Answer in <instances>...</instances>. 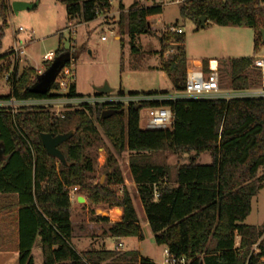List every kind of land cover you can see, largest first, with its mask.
<instances>
[{
	"label": "trees",
	"instance_id": "trees-1",
	"mask_svg": "<svg viewBox=\"0 0 264 264\" xmlns=\"http://www.w3.org/2000/svg\"><path fill=\"white\" fill-rule=\"evenodd\" d=\"M61 2L68 22H89L110 9V0ZM118 8L119 26H125L131 53L137 54L134 40L151 32L147 18L160 14L161 5L135 1L124 10L120 1ZM8 9V0H0L3 19ZM179 10L197 28L200 17L220 26L250 27L254 31L253 50L264 44V0H183ZM182 34L167 31L159 36L161 52L156 68L165 73L172 91L183 90L186 82ZM167 47L173 51L164 59ZM62 53L61 47L55 51L56 57ZM252 58L227 59L231 88L254 84L249 77V70H255ZM202 63L206 71L207 61ZM69 66L65 61L62 68ZM6 71H10L8 92L0 99L61 95L53 92L60 89L56 80L45 94L30 92L37 78L34 69L19 71L13 50L0 55V78ZM118 94L124 93L120 90ZM129 94L151 97L137 104L139 109L168 108L172 124L162 129L141 128L139 109L133 104L84 105L59 115L42 107L22 106L15 113L0 108V217L11 221L14 216L18 264H35L32 249L36 242L41 264H155L136 250L88 248L77 252L72 246L69 190L74 186L76 194L90 205L122 209L117 221L105 216L93 218L109 223L110 237L143 239L130 192L112 153L107 155L104 182H94L95 155L90 148L101 142L100 134L116 154L128 152L130 175L154 241L172 258L183 259L184 264H262L264 221L250 225L244 220L264 182V99L154 98L167 95L166 91ZM66 95L83 96L76 92L74 82L68 84ZM105 109L119 112L101 119ZM69 131H73L72 136L58 146L66 161L62 164L47 155L40 135ZM159 150L193 155L188 163L177 165L171 179L169 166L151 160L150 154ZM203 152L209 153L210 163H195Z\"/></svg>",
	"mask_w": 264,
	"mask_h": 264
},
{
	"label": "rangeland",
	"instance_id": "rangeland-1",
	"mask_svg": "<svg viewBox=\"0 0 264 264\" xmlns=\"http://www.w3.org/2000/svg\"><path fill=\"white\" fill-rule=\"evenodd\" d=\"M13 1L8 0L9 9L6 17L0 16V55L8 53L12 48H20L23 54L19 55V71L25 67L36 69L46 68L47 63L42 59L50 53L53 60L60 58L69 61L68 74L65 76L67 84L74 82L76 92L83 96H91L95 89L107 84L113 91L110 95H117L123 91L147 93L155 91H169L172 86L167 76L156 67L160 61L161 44L159 36L167 32V27L176 25L183 31V45L186 58L189 62L207 61V66H215L219 72L220 86L229 89L227 59L232 57H264V44L257 51L253 50L254 31L246 26H220L206 21L203 27H196L190 18L180 13L181 2L176 0H110V9L104 15L97 16L89 22L78 23L74 20L73 30L68 28L65 6L61 0H26L25 2L37 5L32 9L14 12L11 7ZM126 10L131 3L138 1L141 5H161L160 14L147 18L151 27L150 33L140 34L134 40L138 53H131L130 36L125 26L120 28L118 22L119 2ZM21 28V30H19ZM104 36L105 39L101 37ZM58 47L64 53L57 56ZM172 49L163 51V58L172 54ZM187 68H189L187 62ZM204 70V69H203ZM208 71L207 70L204 72ZM62 73L57 75L60 80ZM252 85L260 79L258 70H249ZM34 78V75H33ZM256 81V82H255ZM8 92V85L0 78V95ZM64 89H59L62 94ZM174 92V91H172ZM139 125L146 128L148 108L139 109ZM101 135V142L91 147L95 155L94 182L103 183L104 170L108 153L116 158V164L123 176L124 183L133 182L129 166L128 152L116 154L109 141ZM192 152H171L159 150L150 154L151 160L169 166L170 178L175 174L180 163H188ZM211 158L208 152L201 153L196 159L197 164H208ZM261 170L259 174H262ZM133 198L135 209L141 214L140 201L132 185L128 189ZM104 206V205H103ZM144 216V215H143ZM264 221V182L257 194L251 200V210L244 223L260 225ZM144 238L140 242V251L144 256L153 258L156 264H164L165 254L163 245H157L147 222H141ZM122 249H135L137 238L126 237L121 239ZM115 241H109L107 248H112ZM133 245V246H132ZM131 247V248H130ZM80 249V248H79ZM35 264H41V252L38 242L32 249ZM17 240L15 243L0 252V264H18Z\"/></svg>",
	"mask_w": 264,
	"mask_h": 264
},
{
	"label": "built area",
	"instance_id": "built-area-1",
	"mask_svg": "<svg viewBox=\"0 0 264 264\" xmlns=\"http://www.w3.org/2000/svg\"><path fill=\"white\" fill-rule=\"evenodd\" d=\"M183 0H176V2H182ZM100 16V15H99ZM69 30H73L74 24L72 22L68 23ZM21 30V28H19ZM167 31L176 34H182L183 31L179 27L174 25L167 27ZM105 39L104 36L101 37ZM14 54L19 60V55L23 54L22 49L12 48ZM47 65L51 64L53 57L50 53H46L42 59ZM19 62V61H18ZM71 66V65H70ZM251 67L258 70L260 73V80L256 85H251L245 88H229L223 89L220 86L219 72L214 66H208V71L204 72L203 68H187L186 82L184 89L181 91H174L170 95L156 96L155 99L171 98V99H264V57H253ZM47 68V67H46ZM38 68L36 69V77L41 75L46 69ZM62 73L60 80V89H64L61 95L57 97H44V98H27L22 100L11 99H0V108H5L15 113L19 107H42L49 110L50 112L59 115L62 111L67 109L80 108L84 105H107V104H122L125 107L131 104L137 105L143 101L151 99V97L145 96L143 94H123V95H110L107 94H97L94 93L91 96H81V97H69L66 95L68 90V84L65 76L68 74V69L66 67L61 68L59 75ZM10 71L3 72L1 79L7 84L9 79ZM57 77V76H56ZM54 80V81H55ZM58 93V91H53ZM173 114L166 107H155L148 108V118L146 123V128L148 129H162L167 128L172 124ZM77 187L74 186L69 190L70 198H75ZM157 194H155L156 196ZM122 247L121 243H118L115 247L119 250ZM165 259L164 264H184V260L180 259L177 261L172 258L167 249H164Z\"/></svg>",
	"mask_w": 264,
	"mask_h": 264
},
{
	"label": "crops",
	"instance_id": "crops-1",
	"mask_svg": "<svg viewBox=\"0 0 264 264\" xmlns=\"http://www.w3.org/2000/svg\"><path fill=\"white\" fill-rule=\"evenodd\" d=\"M148 23H149V20H148ZM187 62H188L189 67L191 68H203V63L201 61L197 60L195 62H189L187 60ZM166 92H168L167 95L172 94L173 93L172 88ZM130 185H132L136 191L134 182H130V183L125 182V186L128 189L130 188ZM80 197H83L84 201L78 202L77 200ZM136 197L139 201L137 194H136ZM131 198H132V195H131ZM132 202H133V198H132ZM70 203H71V223L73 226L71 243H72L73 248L77 252H81L88 248L109 249L106 247V244L110 240L115 241L114 246L110 249H115L118 243H121L123 247V242L121 239H114L113 237H110L108 235L107 228L109 226V223H106L103 221H96L95 219H93L96 216H105V217L113 218L114 220L117 221L122 217V209L120 207L110 208L105 205L104 206L103 205H90L86 201V198L79 194H76L75 198H70ZM140 209H141L140 217H139V213L137 212V210L136 209L135 210L138 216V221H139L141 231L143 233L141 222H147V221H146L141 203H140ZM143 238H144V235H143ZM142 240H139L137 238L135 249H126V250H136L139 252L141 256H144L143 254H141V251H140V242ZM15 241H16V236H15L14 216L12 215L11 221L9 217L5 219V217L1 216L0 217V252L2 253V251H5L9 247V245L12 243H15ZM122 247L119 250H124L122 249ZM144 257H148V256H144ZM149 259L154 261L153 258H149Z\"/></svg>",
	"mask_w": 264,
	"mask_h": 264
},
{
	"label": "water",
	"instance_id": "water-1",
	"mask_svg": "<svg viewBox=\"0 0 264 264\" xmlns=\"http://www.w3.org/2000/svg\"><path fill=\"white\" fill-rule=\"evenodd\" d=\"M37 5V2L30 3L25 1H13L11 3V7L14 12H18L20 10L32 9ZM205 17H200V27H203L205 24ZM262 41L264 42V31L262 30ZM60 58H56L52 61V63L44 70V72L36 78L35 83L29 88L30 92L35 94H45L49 89L51 84L54 82L57 74L61 70L63 63ZM113 90L107 85L104 84L101 87L95 89V93L97 94H107L112 92ZM134 109H139V105H135ZM119 111L116 109H105L101 112L100 118L105 119L112 115L113 113H118ZM73 134V131H69L64 134L52 135L48 133H42L40 135L42 145L48 156L57 159L62 164H66L65 157L62 151L58 148V146L68 140ZM2 156V150H0V157ZM78 202L84 201L83 197H80ZM264 264V262L262 263Z\"/></svg>",
	"mask_w": 264,
	"mask_h": 264
}]
</instances>
